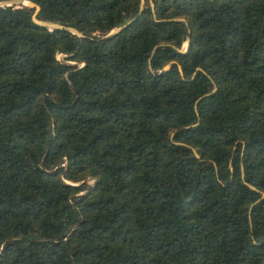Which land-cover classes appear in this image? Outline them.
I'll return each instance as SVG.
<instances>
[{
  "label": "trees",
  "instance_id": "obj_1",
  "mask_svg": "<svg viewBox=\"0 0 264 264\" xmlns=\"http://www.w3.org/2000/svg\"><path fill=\"white\" fill-rule=\"evenodd\" d=\"M33 1L63 26L0 4V264H264V0Z\"/></svg>",
  "mask_w": 264,
  "mask_h": 264
},
{
  "label": "water",
  "instance_id": "obj_2",
  "mask_svg": "<svg viewBox=\"0 0 264 264\" xmlns=\"http://www.w3.org/2000/svg\"><path fill=\"white\" fill-rule=\"evenodd\" d=\"M14 4V3H17V4H20V3H23V4H27V5H30V6H33L35 7V11H34V14H33V17L36 21H38L39 23L41 24H44V25H49L51 27H62L63 24L59 23V22H55V21H51V20H42V19H38L36 17V13L38 12V10L40 9V5L37 4L36 2H34L33 0H9V1H0V4ZM122 26H119V27H116L114 29H112L110 32H108L106 35H112L114 34L116 31H118L119 29H121ZM68 28L70 30H72L73 32H76V33H79L80 32L74 28V27H71V26H68ZM187 46H188V40H187Z\"/></svg>",
  "mask_w": 264,
  "mask_h": 264
},
{
  "label": "rangeland",
  "instance_id": "obj_3",
  "mask_svg": "<svg viewBox=\"0 0 264 264\" xmlns=\"http://www.w3.org/2000/svg\"><path fill=\"white\" fill-rule=\"evenodd\" d=\"M0 1H1V0H0ZM7 1H9V0H7ZM16 4H17V3H16ZM186 47H187V41L184 42V48H186ZM58 57L61 58V59H64L65 54H63V53H58ZM90 182H91V180H90Z\"/></svg>",
  "mask_w": 264,
  "mask_h": 264
}]
</instances>
